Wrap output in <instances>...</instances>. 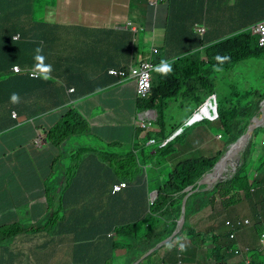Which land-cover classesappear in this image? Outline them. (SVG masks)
<instances>
[{
    "label": "crops",
    "instance_id": "crops-1",
    "mask_svg": "<svg viewBox=\"0 0 264 264\" xmlns=\"http://www.w3.org/2000/svg\"><path fill=\"white\" fill-rule=\"evenodd\" d=\"M17 2L26 10L32 7V20L43 24L35 37V44L36 50H40L36 51V56H43L44 59H36L35 68L43 73L42 78H51L54 85L49 86L57 89L56 92L45 89L42 93L44 97L41 98L37 92L27 93L24 90V81H20L17 85L15 83L0 91V224L28 229L57 205L81 206L92 198L96 200L97 191L110 189V185L97 177L98 172L102 175L104 167H96L90 171L87 166L89 163L82 161L79 166L84 167V175L89 176L91 173L96 174V177L88 180L86 177L85 181L76 184L75 193L67 195L66 200L63 197L59 200L58 195L73 169L67 159L68 143L59 148L48 142L40 147L35 144L42 132L47 139L46 131L52 128L54 119L60 118L64 110L72 108L81 109L79 114L83 118L89 116L93 125H105L107 120L112 119L103 127L104 133L119 141L124 136H127V141H133L135 111L139 109L135 85H118L116 79L108 74L110 69L125 68L129 64L135 66L139 60L147 59L152 49L158 50L163 60L172 52L180 56L182 47L192 40L189 31H196L197 26H205L210 40L204 44L210 45L216 42L218 36L227 38L236 30H250L254 24L264 19L259 16L255 0H162L156 10L151 7L152 0H31L27 4L26 0ZM24 22H27V17ZM131 24L134 25L132 29L126 31L124 27ZM11 60L8 55H0V67ZM251 64L243 63L227 72L228 78L248 85L249 81L260 75V72L251 74L255 73L250 69ZM49 65L50 72L47 70ZM219 76L216 75L217 81L221 78ZM1 77L2 80H7L18 76L11 73ZM158 79L156 76V80ZM71 88L75 89V93H69ZM13 93L18 94V103L11 101ZM31 103L40 110L31 117L21 116L14 108L15 104L27 106ZM194 107L193 101H187L183 97L176 98L168 108L169 111H174L169 116L173 119L171 125L184 120L188 110ZM46 110L49 112L45 113ZM14 112L18 113L17 118L13 115L18 123L11 127L10 115ZM123 119L126 120V125ZM4 183L7 185L6 193L3 192ZM110 202L116 211V202L109 199L97 201L92 206L96 208L79 211L78 216L71 211L72 223L85 221L87 213L92 214L90 221L97 220L100 223V216L96 218L94 214L99 212L100 204ZM117 206L119 211L121 206L118 203ZM113 219L104 217L102 221L111 223ZM29 221L33 223L29 225ZM69 229L60 240L52 233L36 234L35 240L25 236L24 232L18 233L13 239L14 250L11 251L31 264L38 260L36 256L40 252L57 247L58 254L50 253L51 256L45 260L49 264H71L65 261L74 258V225H70ZM8 230H12L11 226ZM87 230L90 235V227ZM202 231L209 233L208 229ZM141 232V236L144 235V230ZM238 236V244L251 247L254 261L259 264L264 258V243L261 239L258 240L253 227H247ZM185 238L182 239L185 243L183 254L179 247H163L159 250L157 259L165 260L160 264H187V261L190 264H213L210 250L206 246L200 247V241H192L190 244ZM186 253L188 255L183 256ZM89 255L94 257L92 251Z\"/></svg>",
    "mask_w": 264,
    "mask_h": 264
},
{
    "label": "trees",
    "instance_id": "trees-1",
    "mask_svg": "<svg viewBox=\"0 0 264 264\" xmlns=\"http://www.w3.org/2000/svg\"><path fill=\"white\" fill-rule=\"evenodd\" d=\"M30 1L26 0L25 4ZM255 1L257 2L259 16L263 18L264 0ZM0 13V55H8L12 59L10 63L3 64L4 66L0 67V91L5 87H11L15 83L17 85L20 81H24V90L27 93L37 92V95L41 98L44 97L42 93L45 89L48 92H56V87L49 86L54 85L49 77L47 79H34L25 75H16L18 77L2 80V75L13 73L15 65L27 68L35 64L33 60V53L37 51L35 37L42 29L43 24L32 20V7H28L26 10L17 0H0ZM26 17L27 22H24ZM18 34L21 35V40L15 41V36ZM191 35L192 40L188 38L191 45L182 47L181 54L184 57L172 64L171 71L167 72V74H165L163 66V71L161 72V77L163 76V78L160 77L161 85L158 98L151 96L149 98L151 100H145L143 104H140L142 109L147 106L154 107L159 113L160 121L155 123L159 132L148 131L146 135V138L156 140L155 147L147 151H141L140 155H136L133 152V147L125 150L123 148L124 145L116 143L114 145L115 151L110 154L105 151L102 154L105 162L109 160L111 165L115 163L114 168L117 175H121V179L128 182L134 179H145L139 173L137 161L139 156L141 157L140 161L145 165H151L152 169L163 179L160 183L156 179L150 180L149 177L147 179L149 189L152 191L157 190L159 193L157 200L150 208L147 206L149 212H147V207L143 209L136 204L133 210L135 223H122L115 225L114 229L108 228L107 225L105 228L100 226V230L94 234V241H88L86 237L77 238V241H75L74 261L72 258L71 260H66V263L73 261V264H80L81 253L92 247L96 252H99V255L93 258L95 264H129L143 250H148L157 242L162 241L163 236L164 239L167 238L171 234L172 229L170 228L165 234H158L159 228L167 227L168 225L160 218L153 217L152 214H157L166 220L178 218L181 213L182 200L186 195L184 190L190 186H193V190H195L200 178L213 168L221 153L216 152V155L211 153L209 148L210 129L213 126H217L222 131V133L219 132L221 140L225 139L222 150L227 145L237 141L247 131L253 119L259 115L260 104L264 100V94L259 92V90L264 91V48L259 45L258 37L252 35L248 29L236 30L227 38L218 36L216 43L209 45L205 51L208 59V63H205L200 60L201 54L198 51L196 54L192 52L203 46V43H208L210 39L208 35H205L202 39L195 32H191ZM154 57L156 60L161 59L160 61H154L155 63H162L163 59L159 53H156ZM217 57L223 59L218 60ZM17 58L18 60H16ZM250 62L252 63L250 69L253 72H260L258 77L249 81L248 85L240 83V87H238L235 83H229L226 89L221 87L215 90L216 84L210 78L211 73L216 71L218 74L223 75L234 67L237 68L243 63ZM3 68H6V70L4 71ZM212 69L214 71H211ZM174 72H178V77H175ZM179 78L194 80L209 94H213L216 91L219 95L220 119L218 122H205L207 125L197 124L196 127L192 126L193 128L187 129L188 131L185 130L166 147L161 148L158 144L180 126V123L171 125L173 119L167 122L164 117L170 103L176 97L175 90H180L181 88ZM45 82L47 83L44 85ZM246 88L252 89L246 90ZM27 98L29 99V95H27ZM14 108L23 117H31L40 112L32 103L27 106L15 104ZM47 112L49 110L45 111V113ZM10 119V126L14 127L18 121L13 119V113H11ZM168 125H170L171 129L166 136ZM51 126L52 128L46 131L47 137L52 144L60 146L71 139H76L83 135L81 131L86 130L87 123L80 114L66 109L60 118L54 119ZM107 130L108 128L105 129V131ZM261 135H264V129L252 134L244 153V163L232 180L218 184L212 192L196 193L188 199L187 220L184 231L191 228L189 221L191 216L208 208L213 209L214 204L219 200L221 208L227 212L228 217H231L233 209L234 218L249 217L255 224L257 236L262 237L264 233V154L257 161L253 158L258 152L264 153V140ZM110 147L108 146L107 148L109 149ZM154 148L156 153H152ZM195 151L197 152L195 153ZM208 153L211 154L207 155ZM253 164V168L249 167ZM87 166L93 170V165L88 164ZM96 167L101 168L104 165L98 162L95 165ZM119 170L121 171L120 173H118ZM106 173L113 178L112 170L106 171ZM97 177H101V172L97 173ZM74 186V184H67L63 192V200H66L67 194L69 195L76 191V189H73ZM120 196L122 201L132 203L129 195L121 194ZM214 213L217 220L211 223L212 225L208 228V231L212 235L214 234L215 246L221 251L231 249L237 245V241L231 240L229 237L230 230L226 225V216L218 211ZM86 217L85 221L74 223V232L86 233V229H83V227L92 218V214L87 213ZM142 230H144V235L141 236ZM112 231L114 236L116 235L115 239L109 237ZM28 232H34L30 237L35 240V233L38 234L45 231L33 227ZM200 236L201 233L194 231L192 241ZM63 240L62 238L61 241ZM125 246L127 247V255L122 261L121 257L115 256L114 252L119 247L124 248ZM102 252H105V254H102ZM50 253L58 254V248L54 247L44 253L40 252L36 256L38 260L32 261L31 264H49L45 258L50 257ZM86 254L89 255L88 253ZM156 255L157 251L151 254L147 261L150 264H158L159 259H157ZM223 260L226 262V258Z\"/></svg>",
    "mask_w": 264,
    "mask_h": 264
},
{
    "label": "clouds",
    "instance_id": "clouds-1",
    "mask_svg": "<svg viewBox=\"0 0 264 264\" xmlns=\"http://www.w3.org/2000/svg\"><path fill=\"white\" fill-rule=\"evenodd\" d=\"M161 2H162V0H152L151 7L156 10ZM0 16H1V13H0ZM261 22H264V19L259 21V22H257L256 24H254L251 27L250 32L252 33V35H256L258 37L259 45L262 48H264V45L260 44V36L258 35V33L255 30L256 25L261 23ZM133 26L134 25L131 24V25H128V26H126L124 28L127 29L126 31H130ZM202 26L203 27L197 26L196 31H192L191 30V31H189V34L191 32H195L196 34L201 36V38L203 39L204 36L207 34V29L205 28L204 25H202ZM200 30H204V32L201 33ZM15 40H21V35L20 34L16 35L15 36ZM189 45H191V42L189 44H187L186 46H189ZM210 45H212V43ZM208 46H209L208 44L207 45L204 44L198 50H196V51H194L192 53L196 54V52L198 51L199 54H201V59L200 60L204 61L205 63H208V59H207L206 53H205V51L208 48ZM39 51L40 50L37 49V52H39ZM181 52H182V50H181ZM156 53L158 54L159 51L156 50V49H152V51L150 52L149 57L147 59L139 60L137 65L132 66L131 64L128 65V63H127L128 67L120 68V69L113 68V69H110L108 71V74L116 79L118 85L127 84V83H132V84L135 85L136 99H137V102L139 104V109L138 110L136 109V111H135V113H136V122H135L134 127H133V132L135 134V137H134L133 141H131V143H132V147L134 149L133 152L136 155H140L141 151H147L150 148L155 147V145L157 143L155 139L146 138L147 132L148 131L159 132L158 127L155 126V123L157 122V120L160 117L158 111L154 107H149V106H147V107L142 109V106L140 104H143L145 102V100L148 101V99L151 96H154V97L156 96L158 98V96H159V88H160V85H161V78H163V76L161 77V72L163 71V66H164V69H165V74H167V72L171 71V65L174 64L175 62L179 61V59H181L182 57H184V55L181 54V53H180V56H176L173 52L172 53H168L166 59L163 60L162 63L159 64L158 62L155 63L154 59H153V57H154V55ZM36 59L38 61H42L44 59V57L40 56V55L36 56V52H34L33 53V60L35 61V64L33 66H30V67H27V68H24L21 65H15L13 67V73L16 74V75H19V76L20 75H25L27 77L34 78V79L42 78L43 73L41 71L37 70V68H35ZM217 59L221 60L223 58L217 57ZM147 60H150L154 64L155 68H153V70L151 71V79H150V83H149V91L146 94H143L142 92H140V90L138 88V84L136 82V79L134 77H132V75H131V69L132 68H136L137 66H140V64L143 61H147ZM194 60H196V59H194ZM16 67H19L21 70L19 72H17L15 70ZM234 69H235V67L233 69H231V70L226 71L223 75L218 74L216 71H214L213 73L210 74V78H212L213 80L216 81L215 90H217V89H219L221 87L223 89H226L228 87L229 83H235L238 87H240L239 86L240 85L239 82H237V81H235L233 79H229L228 76H227V72L233 71ZM47 70L49 72L51 71V66L50 65L47 66ZM33 73H37V76H33ZM9 74H11V73H9ZM174 74H175V77H178V74H176L175 72H174ZM216 75H220L219 77H221L220 79H218V81L214 77ZM156 76L159 77L158 80H156ZM47 78L48 77L46 76L45 79H47ZM178 80L181 82V88H180V90L179 89L175 90L176 92L179 90L178 94L176 93L175 99L183 97L187 101H193L195 103V107H194V109H189L188 113L186 114V116L184 118V120L179 122L180 126L177 129H175L170 135H168L164 140H162V142H160L158 144V145L161 146V148L166 147V145H168L174 138H176L179 135H181L185 130H187V129L189 130V129L193 128V127H196L197 124H202V125L205 124V125H207L205 122H218L219 119H220L219 95H218V93H216V91L213 94H209L208 92L203 90V88L199 84H197L194 80H192V79L185 80L183 78H179ZM174 82H176V81H174ZM246 90H249V89L246 88ZM259 92L261 94H264V91H260L259 90ZM69 93H75V89L74 88L69 89ZM149 100H151V99H149ZM11 101L13 103H18L19 102V96H18L17 93H13L12 94ZM263 102H264V100L261 102V104ZM261 104H260V106H261ZM71 110L75 111V112H77L79 114L78 110H76L74 108H72ZM15 113H17V112H14L13 115H14L15 118H17L18 117V113H17V116H15ZM260 117H261V112H260V108H259V115H257L253 119V121L251 123H253L256 119H259ZM179 119H181V117H179ZM179 119L177 121H179ZM179 123H177V124H179ZM143 124H145V126H143ZM168 128H169V130L171 129L170 125H168ZM217 138L221 139V135H218ZM47 139L45 137L39 135L37 140H36V142H35V144L40 147L41 145H43L44 142L51 143L49 141V139H48V141H47ZM127 143H130V141H128ZM263 144H264V142H263ZM52 145L57 147L54 144H52ZM152 153H156V149L155 148L152 149ZM220 153H222V152L220 151ZM140 159H141V157L139 156L138 159H137L138 163H143L142 161H140ZM79 165H77V166L74 165L72 171L67 176L66 184H65L64 188L62 189V191L60 192V194L58 195V199L59 200H61V198L63 197V192H64V190H65V188H66L68 183L74 184L75 186H74L73 189H76V184H78V183H80L82 181H85L86 177H87V180L89 178L96 177V174H91V173L89 174V176L88 175H84V170H83L84 167L82 168V166L80 167ZM146 166H149V168H152V166L149 165V164H147V165L144 164V167H146ZM94 169H96L95 165H93V170ZM90 171H92V170L90 169ZM201 178H200V180H201ZM147 179H148L147 172L145 174V181H143L142 179H139V180L138 179H134V180H132L130 182L121 179V175H117V173H116L113 176V178L111 179V184H112V187L110 189L111 195H110L109 198H106V199H109V201L113 200L114 202H116V206H115L116 211L113 210V203L112 202H110L109 204H107V203H105L103 205L100 204V207H99V212H103L104 217H110L111 219H113V211H114L116 213L115 221L113 219V221L111 223H108V222L104 223L102 221L104 217L102 219H100L101 220L100 223H98L97 220H94V221H90L89 220L88 222L85 223V225L83 227V229L84 228L86 229V233L82 234V233L74 232L75 236L72 238V243L75 245V241H77V238H79V237H86V239L88 241H94L93 240V238L95 237L94 234L97 231L100 230V226H102L101 228H103V227L105 228V226L107 225L108 228H113L114 229L115 225H120L122 223H127V222L135 223V220H134L135 214H133V210L136 207V204L140 205L143 209H144V207L152 206L155 203V201L157 200L158 195H159L157 190L152 191V190L149 189V186L147 184L148 183ZM198 182H197V188H198ZM204 187L205 186H200L199 188L203 189ZM191 191H194L193 190V186H190V187H188V188H186L184 190L186 195L183 198L182 203H181V213H182V205H183L184 199L187 197V195ZM212 191H205V192H212ZM74 193H75V191H74ZM197 193H200V192H197ZM121 194L129 195V197L131 198L132 203H128L127 201H122V198L120 196ZM193 194H196V193H193ZM192 195H190L187 198V200H186V210H187V201ZM145 197H146V200H145ZM117 203L120 204V206H121L119 211H118ZM91 208H96V207H91ZM213 208H214V206H213ZM210 209H212V208H208V209H206L204 211H209ZM88 210H85V211H88ZM72 211L75 212V216H78L79 211H81V210L74 209ZM147 212H149V209H148ZM220 212L225 214L226 220H227L226 221V225H227V227L230 230L229 231V237H230L231 240H236L237 241V245H235L231 249L221 251V250L217 249L216 246H215L216 243L213 240L214 239V234L213 235L211 233H207L206 234V233H203L204 231H202V230L200 232H198V233H201V236L196 238V239H194V241H200V240L204 241L203 246H206V248H208L210 250V253H211V256H212V260H213L212 261L213 264H256L255 261H254V255L252 254V251H253L252 248L249 247V246H244V245L240 246L238 244V241H239L238 233L243 232L247 227H253V231H254L256 237L258 238V240L261 239L262 243H264V233H263L261 238L257 236V234L255 232V224H254V222L252 220H250L249 217H241L240 216L241 218H237V219L234 218L235 217L234 216V209L231 211L232 212L231 217L227 216V212L224 211V209H222V211H220ZM181 213H180V216H181ZM152 216L160 218L162 221H164L168 225L167 227L159 228L158 231H157L158 234H165L170 228L172 229L171 234L167 238L164 239V236L162 237V241H166V239H168L172 235V233L175 231V229H176V227L178 225L180 216L178 218H173V219H169V220H166V219L160 217L157 214H152ZM192 217L193 216H191L190 219H189V221L191 223L190 224L191 228H189L186 231H184V228H185V224H184V228H183L182 233L180 235L174 237L173 240L158 246L154 251H152L150 254H148L145 258L141 259L140 262H138L137 264H150L147 261V258L151 254L156 252V251H157V255L156 256H158L159 250L161 248H163V247H176V248L179 247L181 251L185 250V243L182 242V239L184 237L192 236L193 232L195 231L194 230V226L192 225V221H191ZM118 219L120 221H118ZM186 220H187V218H186ZM207 222H208V220H207ZM185 223H186V221H185ZM227 223H229V225ZM71 225H74V223H72V220H71ZM89 227H90V231H92V233L90 235L88 234V230H87ZM32 228H33V226H31L29 229L28 228H23V227H20V226L19 227H15V232L13 230H11L9 233H7L5 241H7L9 238H13L14 239L15 235H17L18 233H22V232L26 233L27 230L30 231ZM232 234H234V238H231ZM109 237H113V239H115L116 235L114 236V232L112 231L109 234ZM206 241L207 242L209 241V242L206 243ZM160 242L161 241L157 242L152 248H150L148 250H143L129 264H133L135 261H137L139 258H141V256H143L145 253H147L148 251L153 249L155 246H157ZM263 248H264V245H263ZM91 251L93 252L94 257H97L99 255V252H96L95 249L90 247L88 250L86 249L85 252L81 253L80 256L82 257V259L79 262L80 264H95V260H93L94 257L92 256L93 257L92 258L90 255L86 254V253L90 254ZM114 254H115V256L121 257V260L123 261L125 259V256L127 255V249L124 251L123 247H119V249L117 251H115ZM224 258H226V262H224V260H223ZM161 260L162 259L158 260V264H160L161 262L164 261V259H163V261H161ZM73 261H74V258H73ZM73 261L71 262V264H73ZM262 263H264V258L261 259V262L259 264H262Z\"/></svg>",
    "mask_w": 264,
    "mask_h": 264
},
{
    "label": "rangeland",
    "instance_id": "rangeland-1",
    "mask_svg": "<svg viewBox=\"0 0 264 264\" xmlns=\"http://www.w3.org/2000/svg\"><path fill=\"white\" fill-rule=\"evenodd\" d=\"M154 61H157L155 57H154ZM211 71H214V69H212ZM256 73H258V71H256L255 73H251V74L254 75ZM214 77L216 78V76H214ZM213 82L216 83L215 80ZM84 107H87V106H84ZM78 111L81 112V109H78ZM90 111H91V113H93L92 109H90ZM167 111H168V113H167ZM167 111H166L164 117H165V120L168 122L172 118L169 116H171L174 113V111H172V110H170V111L167 110ZM84 119H85V122L87 123V127H86V130L81 131V132H83V135L79 136L76 139H71L70 141L66 142V143H68L67 159L69 160L70 164L73 166L76 164L79 165L82 161L89 163L90 165H96V163L101 162L105 168L103 169L102 175H101L99 180L104 181L108 186L110 185V189H111V187H112L111 179L112 178L108 175V173H106V171L112 170L113 175H115L117 173L115 171V168H114L115 163L113 165H111V162L109 160L105 162L104 156H102V154L105 151H107L108 154L115 151L114 145L116 143H121L122 145H124L123 148L125 150L131 149L132 143L131 142L127 143L128 142L127 136H124L123 139H121L119 141L118 139L111 137V135L104 133L103 127L105 125H107L108 123H110L112 121V119L107 120V123L105 125H99V126L93 125L92 119L89 116H85ZM159 121L160 120L158 119L157 122H159ZM123 123L126 125V120L123 119ZM168 132H169V128L166 131V136H167ZM219 132L222 133V131L217 126H213L210 129V133H209L210 145H209V148L211 150V153H213V155H216L215 154L216 152H220L222 146L225 144V139L221 140V139L217 138V136L220 135ZM42 136L43 137L45 136V134H43V132H42ZM261 138L264 140V135H261ZM47 141H48V139H47ZM62 146H63V144L60 146H57V147L59 148ZM108 146H111V147L109 149H107ZM224 149H222V150H224ZM222 150H221V152H222ZM196 152L197 151H195V153ZM211 153H208L207 155H210ZM263 154L264 153H262V152H258L253 156V158L255 159V161H257L261 157V155H263ZM185 156H183V157H185ZM254 164L249 166V167L253 168ZM138 169H139V173L142 177H145V174L147 172L150 180L156 179L158 181V183L163 181V179L160 178L158 176V174L152 168H149V166L144 167L143 163H138ZM120 172L121 171L119 170L118 173H120ZM141 179L143 181H145V179H143V178H141ZM110 189H107L105 191H102V190L97 191V193H96L97 199L96 200L92 198L91 200L84 202L81 206L76 205L74 207H69L66 204L57 205L56 208L51 211V213L45 215L41 220L37 221L34 224H32L33 221H29L28 224L29 225L32 224L31 226L35 227L38 230H44L46 233L56 234V236H57L56 239H59L64 234H66L70 231L69 227L71 225V220H72V216H71L72 210L78 209L81 211H85V210L91 209V207L97 201H101V200H104V199L110 197V195H111ZM3 192L4 193L7 192L6 183H4ZM149 208H150V206H149ZM147 209H148V207H147ZM216 211H222L219 200H217V202L214 204L213 209H210L209 211H203V212L197 213V215L192 217L191 221H192V224L194 226V230L198 233L202 229L210 228L211 223L213 221L217 220L216 214L214 213ZM94 215L96 218L100 216V219H102L104 217L103 212H97ZM207 218H208V222L205 220ZM9 226H11V229L15 232V227H12V224L11 225H8L6 223L0 224V264H29L27 259L19 256L18 254H14L11 251V250H14L12 248L14 246L13 238H9L7 241H5L7 232L11 231V230H8ZM32 233H34V232H28V230H27V232L24 233V235L27 237H30ZM38 234H43V233L40 232ZM35 235H36V233H35ZM193 238L194 237L192 235L190 237L189 236L186 237L185 239H186V241H188V243L192 244ZM9 241H13V242H11L9 245L8 244ZM203 243H204V241L200 240V247L203 245ZM126 249H127V247L125 246L124 251ZM181 254H183L182 251H181ZM187 255H188V253L184 254L183 256H187ZM187 264H190V261H187Z\"/></svg>",
    "mask_w": 264,
    "mask_h": 264
},
{
    "label": "water",
    "instance_id": "water-1",
    "mask_svg": "<svg viewBox=\"0 0 264 264\" xmlns=\"http://www.w3.org/2000/svg\"><path fill=\"white\" fill-rule=\"evenodd\" d=\"M260 112L261 117L251 123L245 134H243L237 141L225 147L212 170L204 175L198 182V188L194 191H191L184 199L182 205V213L178 225L172 235L168 239H166V241H161L157 246L145 253L133 264H137L141 259L145 258L148 254L154 251L158 246L173 240L174 237L182 233L186 221V200L190 195L197 192L212 191L219 183L230 181L236 176L242 164L244 163V153L250 142L252 134L264 129V102L260 106ZM228 151H230V153L228 157H226L225 153ZM200 186L205 187L203 189H200Z\"/></svg>",
    "mask_w": 264,
    "mask_h": 264
},
{
    "label": "built area",
    "instance_id": "built-area-1",
    "mask_svg": "<svg viewBox=\"0 0 264 264\" xmlns=\"http://www.w3.org/2000/svg\"><path fill=\"white\" fill-rule=\"evenodd\" d=\"M256 32L260 36V44L264 45V22H261L255 27ZM200 32H204V30H200ZM155 68L154 64L150 61H143L140 66L131 69V75L136 79L138 84V88L140 92L146 94L149 91V83L151 79V71ZM15 70L19 72L21 69L16 67ZM33 76H37V73H33ZM17 116V113H15ZM145 126V124H143ZM229 225V223H227ZM231 238H234V234L231 235Z\"/></svg>",
    "mask_w": 264,
    "mask_h": 264
},
{
    "label": "bare ground",
    "instance_id": "bare-ground-1",
    "mask_svg": "<svg viewBox=\"0 0 264 264\" xmlns=\"http://www.w3.org/2000/svg\"><path fill=\"white\" fill-rule=\"evenodd\" d=\"M231 151H232V150H231ZM229 153H230V151L226 152V153H225V156L228 157Z\"/></svg>",
    "mask_w": 264,
    "mask_h": 264
}]
</instances>
